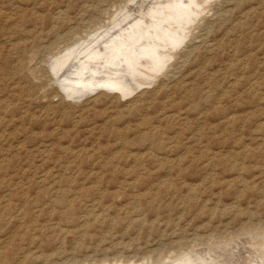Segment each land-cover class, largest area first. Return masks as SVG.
Masks as SVG:
<instances>
[{
	"label": "rangeland",
	"instance_id": "1",
	"mask_svg": "<svg viewBox=\"0 0 264 264\" xmlns=\"http://www.w3.org/2000/svg\"><path fill=\"white\" fill-rule=\"evenodd\" d=\"M160 1L0 0V264H195L263 239L264 0ZM140 4L164 6L139 27ZM117 29L109 63L148 42L162 65L128 55L129 89L58 78Z\"/></svg>",
	"mask_w": 264,
	"mask_h": 264
},
{
	"label": "bare ground",
	"instance_id": "2",
	"mask_svg": "<svg viewBox=\"0 0 264 264\" xmlns=\"http://www.w3.org/2000/svg\"><path fill=\"white\" fill-rule=\"evenodd\" d=\"M155 1V0H154ZM160 1V0H159ZM167 1V0H166ZM166 1H165V5H167V8H168V4H166ZM169 1V0H168ZM172 1V0H171ZM170 1V2H171ZM177 1V0H176ZM179 1V0H178ZM189 1V2H188ZM187 2L188 3H193L194 4V2L192 1V0H188ZM161 2V1H160ZM164 1H162V3H163ZM180 2H181V0H180ZM179 2V3H180ZM186 2V3H187ZM207 2V1H206ZM178 3V2H177ZM164 4H162L163 6H164ZM175 4V3H174ZM162 5L161 4H157L155 7H153V8H151V9H149V8H145V10H142V9H144V8H141L140 6H143V5H139V6H137V7H135V8H132V7H129L130 9H132L133 11L135 10V11H138V13H136L137 15H135V13L132 11H130V9L129 8H127V9H123V10H127V14H129L128 15V19H129V17H131L132 19L134 18V22L133 23H136V24H139V27L140 26H143V24L145 23V21L144 20H147V22L148 21H151L152 20V17L153 16H155L156 17V8H161L162 7ZM169 5H171V4H169ZM173 5V4H172ZM178 5V4H177ZM177 5H175V6H177ZM145 6V5H144ZM147 6V5H146ZM180 6H184L183 5V3L180 5ZM180 6L178 5V7L180 8ZM185 6H186V4H185ZM184 6V7H185ZM177 7V8H178ZM182 7H181V9H178L177 11H178V14L180 15V14H184V10H182ZM155 8V9H154ZM165 8V7H164ZM175 8V7H174ZM129 9V10H128ZM155 10V11H154ZM158 10V9H157ZM121 11V10H120ZM160 11V10H159ZM162 11V10H161ZM173 11V10H172ZM175 11V10H174ZM124 12V11H123ZM123 12H121V13H123ZM158 12V11H157ZM120 13V12H119ZM175 13V12H174ZM173 13V14H174ZM187 13H188V11H187ZM187 13H186V15H187ZM123 14H125V16H127L126 15V12L125 13H123ZM159 14V13H158ZM120 15V14H119ZM166 15H167V12H166ZM192 15V14H191ZM195 15V14H194ZM159 16H160V14H159ZM182 16V15H181ZM124 17V16H123ZM165 17V16H164ZM116 18H117V16H116ZM118 18H119V16H118ZM126 18V17H125ZM158 18V17H157ZM160 18V17H159ZM182 18V17H181ZM186 18V17H185ZM189 18V17H188ZM120 19V18H119ZM118 19V20H119ZM123 19V18H122ZM128 19L126 18V20L128 21ZM132 19H131V21H132ZM184 19V18H183ZM193 19V18H192ZM155 20V19H154ZM164 20V19H163ZM179 20V19H178ZM177 20V21H178ZM122 21H124L125 22V19H123ZM130 21V23H132ZM153 21V20H152ZM184 21H185V19H184ZM118 23H119V21H117ZM153 22H155V21H153ZM157 22V21H156ZM162 22V21H161ZM164 22V21H163ZM162 22V23H163ZM166 22V21H165ZM179 22H181V21H179ZM178 22V23H179ZM121 23V22H120ZM152 23V22H151ZM150 23V24H151ZM178 23H176V24H178ZM124 25L125 23H121V25ZM128 24H129V22H128ZM128 24H126L127 25V27L129 26ZM158 25H159V23H157ZM113 25V24H112ZM121 25H118V28H119V26H121ZM122 25V26H123ZM148 25V24H147ZM155 25V24H154ZM165 25H169V23L167 24V22H166V24ZM145 26V25H144ZM151 26H152V24H151ZM157 26V25H156ZM161 26H163V25H161ZM124 27V26H123ZM131 27H132V25H131ZM154 27V26H153ZM152 27V28H153ZM160 27V26H159ZM170 27V26H169ZM121 28V27H120ZM129 28V27H128ZM133 28V27H132ZM131 28V29H132ZM135 28H138V26L136 27L135 26ZM134 28V29H135ZM145 28H146V26H145ZM151 28V27H150ZM163 28V27H162ZM167 28V27H166ZM124 29V28H123ZM123 29H120V31L121 30H123ZM130 29V28H129ZM147 29V28H146ZM160 30H161V27L159 28ZM164 29V28H163ZM115 30V29H114ZM118 30V29H117ZM141 30V29H140ZM156 31H158L157 30V27H156V29H155ZM159 30V31H160ZM174 30V29H173ZM116 31V30H115ZM119 30L116 32V34H115V32H114V35H110V37L109 38H105L104 36L105 35H102V37H104L105 38V40L103 41V42H101V43H99V44H94L93 43V45H98L99 46V50H95V51H93V52H90L89 54H87L86 53V55L88 56V58L87 57H84V58H86L85 60H83V61H80V60H76V57L74 58L73 56V58H69L68 60H66V64H65V66H64V69H63V71L61 72V74H59V76H58V78L59 77H61V79H62V77L65 75L66 76V78L68 77L69 78V76L70 75H72V77L75 75V76H77V74H82L81 76H82V80H80V81H82V82H85L84 84L86 85V86H89L90 84H91V86L93 85V86H96V84L97 85H99V86H108V87H123V86H125V85H127L128 86V89H129V84H131V86L132 87H134L135 88V86H138L137 85V81L135 80L134 81V79H135V77L136 76H131V73H132V71H130V70H127V68L129 67V65H133V64H136V65H138V66H140V67H146V63L148 64V66L149 67H151L152 69H151V71L154 69V68H157V67H159V66H161L162 65V59L163 58H158V56H155L156 55V52H154V48L155 47H157V46H154V44H149L148 42H146V46H144V47H140L141 45H139V46H136V48L135 49H133V50H131V53L129 54L128 53V55L130 56V59H131V61H130V59L128 58L129 56L127 55V58L129 59V65H127V63H126V59H125V56H123V58H124V60L122 61L121 60V62L122 63H124V67L123 66H120V64H119V62H118V65H114V64H111V63H109V61L111 62L112 61V59H110L111 57H115V56H117L118 54L120 55V53H119V50L120 49H118V46L120 47V45H117L116 43H114L113 41H112V38H114L116 35V38L118 37V35H119V32H120ZM134 32V34H136V32H138V31H135V30H133ZM144 31V30H143ZM162 31V30H161ZM94 32V31H93ZM122 32V31H121ZM128 32H130V31H128ZM128 32H126V33H128ZM131 32H132V30H131ZM130 32V33H131ZM140 32H142V31H140ZM145 32H146V30H145ZM153 32L155 33V31L153 30ZM164 32H166V36L165 37H163V34H165ZM123 33V32H122ZM143 33V32H142ZM141 33V34H142ZM147 33V32H146ZM154 33H150V35L151 34H154ZM110 34V33H109ZM112 34V33H111ZM149 34V33H148ZM160 34L161 35H158V33H155V37L153 36V35H151V36H153V38H159V40H161V42H159V43H163V42H165V43H167V42H173V43H178L179 42V40H182V39H180V37H176L175 36V34H172V33H170V34H168V31L166 30H163L162 32H160ZM107 35V34H106ZM120 35H121V33H120ZM119 35V36H120ZM125 35V34H124ZM131 35V34H130ZM142 35H144V33L142 34ZM129 36V34L127 35V37ZM134 36V35H133ZM136 37H137V35H135ZM147 36V35H146ZM121 37V36H120ZM119 37V38H120ZM132 37V36H131ZM139 37V36H138ZM103 38V39H104ZM125 39H126V37H124ZM141 38V37H140ZM147 38V37H146ZM145 38V39H146ZM148 38H150V37H148ZM147 38V39H148ZM183 38V37H182ZM115 39V38H114ZM118 39V38H117ZM128 39V38H127ZM135 39V38H134ZM134 39H132V40H134ZM137 39V38H136ZM139 39V38H138ZM137 39V40H138ZM152 39V38H151ZM156 39V40H157ZM122 40V39H121ZM120 40V41H121ZM124 40V39H123ZM122 40V41H123ZM141 40H142V38H141ZM119 40H118V42H120ZM136 41V40H135ZM139 41V40H138ZM146 41V40H145ZM144 41V42H145ZM152 41V40H151ZM158 41V40H157ZM132 42V41H131ZM154 42V41H153ZM123 44H121L122 45V47H124V42H122ZM128 43H130V41L128 42ZM133 43V42H132ZM135 43V42H134ZM138 43V42H137ZM85 44V43H84ZM126 44H127V41H126ZM156 44V43H155ZM171 44V43H170ZM92 45V44H91ZM117 45V46H116ZM143 45V44H142ZM160 45V44H159ZM158 45V46H159ZM83 46V45H82ZM81 46V47H82ZM126 46V45H125ZM128 46V45H127ZM131 46V45H130ZM171 46H175L174 44L173 45H171ZM170 46V47H171ZM80 47V46H79ZM78 47V48H79ZM90 47V46H89ZM95 47V46H94ZM83 48V47H82ZM82 48H81V50H82ZM87 48V47H86ZM96 48H97V46H96ZM131 48H133V47H131ZM163 47H157V50H161ZM88 49V48H87ZM92 49H94L93 47H92ZM118 49V50H117ZM152 49V50H151ZM154 49V50H153ZM171 49H172V47H171ZM89 50H91V49H89ZM122 50V49H121ZM126 50V49H125ZM129 50H130V48H129ZM75 51V50H74ZM83 51H84V48H83ZM124 51V50H123ZM128 51V50H127ZM171 51V50H170ZM73 52V51H72ZM87 52V51H86ZM122 52V51H121ZM75 53V52H74ZM79 53V52H78ZM78 53H76L75 55H77ZM82 53V52H81ZM123 53V52H122ZM126 53V52H125ZM124 53V54H125ZM83 54H85V51H84V53ZM74 55V54H73ZM93 55V56H92ZM159 55V54H158ZM160 55H162V53H160ZM79 56V55H78ZM82 56H84V55H82ZM68 57V56H67ZM118 57V56H117ZM117 57H115L116 59H117ZM82 58V57H81ZM80 58V59H81ZM122 58V59H123ZM143 58V61H144V64L142 63V64H137V62L136 61H138L139 62V60H141ZM78 59V58H77ZM100 59V60H99ZM103 60V61H102ZM108 62H107V61ZM118 60V59H117ZM61 61V60H60ZM65 61V60H64ZM94 61H95V63H94ZM99 61H102V65L99 63ZM113 61H115V60H113ZM120 61V60H119ZM135 61V63H133ZM81 62V63H80ZM117 62V61H116ZM120 62V63H121ZM128 62V61H127ZM142 62V61H141ZM113 63V62H112ZM100 64V65H99ZM63 65V64H62ZM75 65H76V68H73V66L75 67ZM83 66V67H82ZM134 66V65H133ZM59 67V66H58ZM121 67H123V68H121ZM125 67H126V70L125 71H122V69L124 70L125 69ZM132 67V66H131ZM137 67V66H136ZM143 67V69H145ZM63 68V67H62ZM79 68L81 69V71L80 72H77V70L76 69H78L79 70ZM74 69V70H73ZM133 69V68H132ZM148 69H150V68H148ZM158 69V68H157ZM73 70V71H72ZM137 71H138V68H137ZM145 71V70H144ZM149 71V70H148ZM155 71V70H154ZM157 71H159V70H157ZM57 72V71H56ZM128 72V73H127ZM134 72V71H133ZM59 73V72H58ZM125 73H127V74H125ZM135 73H137L138 74V72H134V74ZM145 73H147V72H145ZM156 73V72H155ZM154 73V74H155ZM150 74H152V73H150ZM125 75V76H124ZM136 75V74H135ZM139 75V74H138ZM144 75V74H143ZM149 75V74H148ZM80 76V75H79ZM93 76H95L96 77V79L94 78L93 79ZM140 76H142V75H140ZM147 76V75H146ZM145 76V77H146ZM153 76H155V75H153ZM83 77H86L85 79L83 78ZM92 77V78H91ZM128 78V79H126V81H128V82H126L125 80H124V78ZM132 77H134V79L132 78ZM143 77V76H142ZM148 77V76H147ZM151 76H149V78H150ZM68 78L66 79V80H68ZM70 78H71V76H70ZM69 78V79H70ZM121 79L122 81H120L119 79ZM138 78V77H137ZM136 78V79H137ZM144 78V77H143ZM60 79V78H59ZM65 79V78H64ZM74 79V78H73ZM77 79V78H76ZM83 79L85 80V81H83ZM142 79V78H141ZM93 80L95 81L94 83H93ZM70 81V80H69ZM76 81H78V79L76 80ZM98 81V83H96ZM118 81H120V82H122V83H119ZM138 81H141V80H138ZM62 82H65V81H61V83ZM67 82V81H66ZM144 81L142 80V83H143ZM129 83V84H128ZM59 84V83H58ZM69 84V83H68ZM75 84V83H74ZM78 84V83H77ZM77 84H75V85H77ZM141 84V83H140ZM144 84V83H143ZM70 85V84H69ZM69 85L67 86V84L65 85V86H67V87H69ZM73 85V84H72ZM75 85H73V86H75ZM80 85V84H79ZM78 85V86H79ZM65 86H63V88L65 87ZM98 86V87H99ZM76 87V86H75ZM97 87V86H96ZM126 87V86H125ZM82 88V87H81ZM80 88V89H81ZM88 88V87H87ZM86 88V89H87ZM124 88V87H123ZM117 89V88H116ZM73 90H75V88L73 89ZM77 90V89H76ZM125 90H127V89H125ZM70 91V90H69ZM119 91V90H118ZM123 91V90H122ZM66 92V91H65ZM77 92V91H76ZM75 92V93H76ZM79 92V91H78ZM81 92H83L82 90H81ZM121 92V91H120ZM129 92V91H128ZM67 93H68V91H67ZM86 92H85V90H84V93H82V94H85ZM71 94H73V92L71 93ZM123 94V93H122ZM128 94V93H127ZM75 95V94H74ZM74 95H72L73 97H76V96H74ZM78 95H79V93H78ZM77 95V96H78ZM82 96V95H81ZM75 99V98H74ZM248 238H250V237H248ZM262 240H260V241H258V243H253V244H251V243H248V244H250V245H248V247H249V249L248 250H246V253L244 254V256H241V253H240V251L238 250V248H237V244L235 243L234 244V246L233 247H228V243L226 244H222L221 246L220 245H218L217 247L218 248H202V249H200L199 251H192V253L191 254H193V256L195 257L194 259L196 260L195 262V264H264V236H262ZM246 239V238H245ZM257 241V240H256ZM242 242V241H241ZM220 246V247H219ZM214 247V246H213ZM242 247V246H241ZM234 248H235V250H234ZM245 249V248H244ZM189 253V252H188ZM187 256H189L188 254H186ZM191 257H192V255H191ZM183 259H184V256L182 257ZM186 258V257H185ZM190 257H188V259H189ZM181 259V258H180ZM192 259H193V257H192ZM176 260V259H175ZM178 261H179V259H178ZM182 261H184V260H182ZM190 261H192V260H190ZM160 262V261H159ZM159 262H157L158 264H159ZM173 262V261H172ZM176 262V261H175ZM150 263V262H149ZM148 263V264H149ZM156 263V264H157ZM168 263H170V262H168ZM188 263V262H187ZM192 263H193V261H192ZM144 264V263H143ZM161 264V263H160ZM164 264V263H163ZM166 264V263H165ZM191 264V263H190Z\"/></svg>",
	"mask_w": 264,
	"mask_h": 264
}]
</instances>
